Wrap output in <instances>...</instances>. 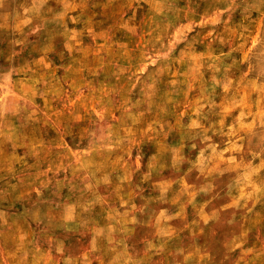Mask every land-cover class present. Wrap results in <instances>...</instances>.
<instances>
[{
    "label": "rangeland",
    "instance_id": "rangeland-1",
    "mask_svg": "<svg viewBox=\"0 0 264 264\" xmlns=\"http://www.w3.org/2000/svg\"><path fill=\"white\" fill-rule=\"evenodd\" d=\"M0 264H264V0H0Z\"/></svg>",
    "mask_w": 264,
    "mask_h": 264
}]
</instances>
